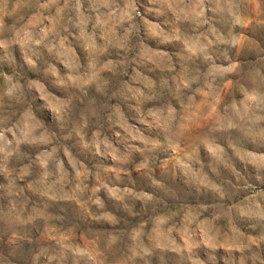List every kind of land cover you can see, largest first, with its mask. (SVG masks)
<instances>
[{
	"label": "clouds",
	"instance_id": "clouds-1",
	"mask_svg": "<svg viewBox=\"0 0 264 264\" xmlns=\"http://www.w3.org/2000/svg\"><path fill=\"white\" fill-rule=\"evenodd\" d=\"M0 264H264V0H0Z\"/></svg>",
	"mask_w": 264,
	"mask_h": 264
}]
</instances>
